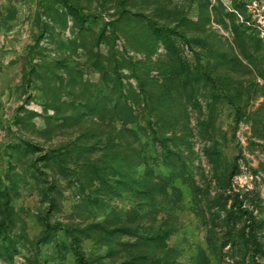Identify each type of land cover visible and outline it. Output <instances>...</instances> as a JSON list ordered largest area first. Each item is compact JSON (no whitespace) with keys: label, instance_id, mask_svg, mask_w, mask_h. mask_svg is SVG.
I'll return each mask as SVG.
<instances>
[{"label":"rangeland","instance_id":"obj_1","mask_svg":"<svg viewBox=\"0 0 264 264\" xmlns=\"http://www.w3.org/2000/svg\"><path fill=\"white\" fill-rule=\"evenodd\" d=\"M0 264H264V0H0Z\"/></svg>","mask_w":264,"mask_h":264},{"label":"trees","instance_id":"obj_2","mask_svg":"<svg viewBox=\"0 0 264 264\" xmlns=\"http://www.w3.org/2000/svg\"><path fill=\"white\" fill-rule=\"evenodd\" d=\"M247 230H248V233L246 234ZM240 233H241V236L243 237V239H247V240L251 239V243L255 247V249H254L255 253L262 254L261 247H260L259 243L257 242L255 236L253 235V224L249 225V226L244 225L240 229ZM245 235H247V237H249L250 239L247 238Z\"/></svg>","mask_w":264,"mask_h":264},{"label":"built area","instance_id":"obj_3","mask_svg":"<svg viewBox=\"0 0 264 264\" xmlns=\"http://www.w3.org/2000/svg\"><path fill=\"white\" fill-rule=\"evenodd\" d=\"M254 8H257V5L256 4H254Z\"/></svg>","mask_w":264,"mask_h":264}]
</instances>
